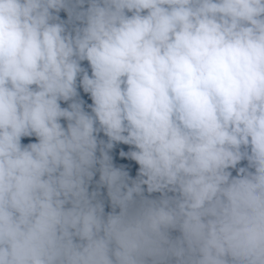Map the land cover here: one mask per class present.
<instances>
[{
    "label": "clouds",
    "instance_id": "obj_1",
    "mask_svg": "<svg viewBox=\"0 0 264 264\" xmlns=\"http://www.w3.org/2000/svg\"><path fill=\"white\" fill-rule=\"evenodd\" d=\"M0 264H264V0H0Z\"/></svg>",
    "mask_w": 264,
    "mask_h": 264
}]
</instances>
